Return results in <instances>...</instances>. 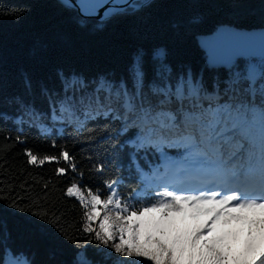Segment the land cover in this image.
Returning <instances> with one entry per match:
<instances>
[{
    "label": "snow or ice",
    "instance_id": "6c2138e0",
    "mask_svg": "<svg viewBox=\"0 0 264 264\" xmlns=\"http://www.w3.org/2000/svg\"><path fill=\"white\" fill-rule=\"evenodd\" d=\"M56 2L80 27L97 18L106 23L136 16L152 7L150 0ZM201 22L196 15L186 22L172 20L168 31L178 37ZM203 47L201 69L174 62L170 46L155 43L137 47L119 76L56 69L48 78L21 69L7 91L0 77V123L44 131L45 124H59L80 131L90 125L98 130L103 121V131L116 128L118 151L145 182L132 197L135 202L122 198L119 179L105 180L104 191L87 189V197L76 183L69 186L64 194L75 196L84 210L79 237L56 228L54 213H33L54 228L53 258L44 264H264V29L222 30ZM33 55L43 58L42 42ZM16 140L23 143L20 136ZM165 148H181L184 155L177 162ZM150 150L160 153L164 174L157 168L150 176L139 167L138 155ZM25 155L31 165L62 160L76 171L67 150L42 159L27 149ZM96 171L103 172V165ZM65 173V167L56 168L58 176ZM180 174L196 175L200 187L177 184L174 178ZM154 186L163 191H155L156 199L145 203ZM21 188L26 190V182ZM43 189V197L30 201L32 207L43 208L47 183ZM12 191L2 197H11L10 207L31 211L21 206L26 197L11 196ZM97 221L99 230L92 226ZM81 237L84 244L77 242ZM66 246L74 249L71 260L55 259ZM0 264H37L35 253L18 247L2 222Z\"/></svg>",
    "mask_w": 264,
    "mask_h": 264
},
{
    "label": "trees",
    "instance_id": "16d2710c",
    "mask_svg": "<svg viewBox=\"0 0 264 264\" xmlns=\"http://www.w3.org/2000/svg\"><path fill=\"white\" fill-rule=\"evenodd\" d=\"M150 3L152 7L139 15L118 16L106 23L90 20L87 26L80 27L69 14L61 11L56 0H0V77L6 91L18 79L21 69L48 78L56 69H71L89 77L105 73L119 76L125 74L129 58L137 47L155 43H167L173 51L174 62L201 69L206 58V51L199 44L201 35L211 34L222 25L239 29L264 28V0H151ZM194 15L202 19L197 27L185 28L178 37L169 33L170 21L186 22ZM39 42L43 43V58L37 60L33 50ZM44 127L48 131L27 124L0 123V222L12 231L18 247L35 253L37 264L53 258L54 228L33 213L48 211L49 216L54 213L59 219L56 228L62 227L73 236H80L78 230L83 227L84 210L75 196L64 194L73 183L79 185L87 197V189L104 191L105 180L119 179L117 190L129 202H135L132 197L145 188L135 166L130 169L126 154L118 151L120 141L115 127L105 132L107 125L103 121L98 130H94L96 125L80 131L59 124ZM17 136L23 143L17 142ZM26 149L38 159L45 155L59 156L60 151L67 150L76 171L62 160L59 164L48 161L43 165L28 164ZM164 151L177 162L184 155L181 148H165ZM137 160L139 167L150 176L157 168L160 174L165 173L164 161L154 150L140 153ZM101 165L104 171L97 172ZM57 167H65L66 173L58 176ZM174 179L186 189L200 187L196 175L180 174ZM25 182L26 190L21 188ZM45 183L48 184L46 202L40 200L43 208L32 207L30 201L44 196ZM13 188L11 196L26 197L21 206L26 205L31 211L12 208L11 197L2 198ZM155 191H163V188L150 189L151 199L145 203L156 199ZM110 211L114 218L115 210L110 207ZM92 226L99 230L98 221ZM77 242L84 244L85 240L81 237ZM91 248L90 245V251ZM73 251L71 246H66L55 259L69 261Z\"/></svg>",
    "mask_w": 264,
    "mask_h": 264
},
{
    "label": "water",
    "instance_id": "95a60500",
    "mask_svg": "<svg viewBox=\"0 0 264 264\" xmlns=\"http://www.w3.org/2000/svg\"><path fill=\"white\" fill-rule=\"evenodd\" d=\"M151 1V0H150ZM72 2H75V0H72ZM97 21H99V19L97 18L96 19ZM261 29H264V28H254V29H239V28H236L234 26H230V25H222V26H219L217 27V29L215 30V32L211 33V34H208V35H201L199 37V44H200V47L205 50V48L203 47V42L205 41H209V42H213V41H216L218 39V36H219V33L222 31V30H227V31H236V32H252V31H259Z\"/></svg>",
    "mask_w": 264,
    "mask_h": 264
}]
</instances>
